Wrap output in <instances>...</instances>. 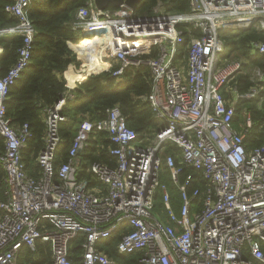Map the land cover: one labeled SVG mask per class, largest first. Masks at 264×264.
<instances>
[{
    "label": "built area",
    "instance_id": "built-area-1",
    "mask_svg": "<svg viewBox=\"0 0 264 264\" xmlns=\"http://www.w3.org/2000/svg\"><path fill=\"white\" fill-rule=\"evenodd\" d=\"M33 1L13 0L6 11L16 23L0 28V36L22 39L16 61L0 76V264H21L26 251L39 244L51 250L50 262L43 264H71L69 248L79 234L84 236L81 264H119L99 248L112 239L119 255L131 257L130 264H264V139L249 145L253 119L247 108L240 122L235 119L240 101L261 107L264 70L253 68L251 85L240 91L235 77L245 61L222 59L220 36L256 21L264 29V0H189L183 13H169L158 2L144 15L126 4L99 9L86 0L73 22L79 38L70 43L83 71H110L122 81L126 69L146 66L151 81L144 100L162 127L143 139L113 105L103 119L81 121L67 160L55 168L59 124L67 120L61 110L75 97V80L82 77L68 70L67 89L43 109L38 176L27 172L23 155L32 137L29 124L15 125L6 115L9 87L31 63ZM86 37L100 42L89 45L81 58L74 46ZM251 50L264 55V41L251 43ZM92 56L100 64L96 69L89 66ZM101 131L112 142L106 150L114 163L93 160L83 166L78 150L87 149ZM169 144L181 156L164 159L179 193L177 210L160 181L161 153ZM184 166L206 180L202 192L198 186L189 190L191 174L179 180ZM158 190L163 207L155 212Z\"/></svg>",
    "mask_w": 264,
    "mask_h": 264
},
{
    "label": "trees",
    "instance_id": "trees-1",
    "mask_svg": "<svg viewBox=\"0 0 264 264\" xmlns=\"http://www.w3.org/2000/svg\"><path fill=\"white\" fill-rule=\"evenodd\" d=\"M12 2L13 0H0V28L16 23V19L6 11V6ZM85 2L86 0H34L29 9V16L36 29L31 63L9 87L6 115L15 125L28 123L30 126L32 137L23 150V155L27 172L35 176L39 175V166L34 162L35 157L43 146L45 128L43 109L57 103L67 89L69 78L66 73L70 67L78 74L82 72V77L75 80V97L68 100L61 110V114L65 115L67 120L60 122L58 128L61 141L57 150L55 168L58 163L67 160L68 150L81 121L84 118L103 119L106 109L113 105L119 106L127 125L143 139L153 138L154 134L162 127L154 117L152 108L144 100V96L149 92L151 81L150 72L146 66L126 69L121 76L122 81H118L110 71L95 73L83 71V67L71 50L73 45L70 43L79 38L78 32L73 28V22L76 10ZM158 2L164 4L169 13H183L189 10V0H139L135 12L139 15L152 14ZM220 36L224 42L222 59L233 55L242 57L245 59L243 67H258L264 70V55L251 50V43L264 41V29H258L252 25L245 29L222 30ZM3 37L0 36V76H3L16 61L18 49L22 44V39L17 35L10 40ZM91 44L88 38H84L74 46L79 57L85 58L88 55L89 50L86 48ZM92 61L89 66L96 69V66L100 64L97 61ZM68 76L70 79L73 78L70 74ZM235 80L240 91H245L251 85L249 76L244 73L238 74ZM244 107L250 111L253 119V125L248 135L249 145L255 146L264 139V99L260 108L256 101H240L237 105L236 119L242 114ZM102 143L105 145L103 149L101 148ZM108 145H112V142L107 134L103 131L98 132L90 146L78 155V160L81 163L86 161L83 166H87L93 160L112 165L115 158L107 152ZM3 150L4 139L0 135V152ZM167 154H172L176 161L181 158L177 146L166 145L161 154V168L165 164L164 159ZM161 174L162 170H160V176ZM187 174L193 176L189 190L198 186L202 192L206 180L200 172L190 166H184L179 180L184 181ZM80 175H83L82 172ZM3 176L4 170L0 166V179ZM86 176L92 184H98L90 173H87ZM169 192L172 205L177 210L180 206V199L176 186ZM154 206L157 207V210L163 207L162 192L159 190L154 198ZM83 238V234H79L70 245L71 264H81L79 255L82 252ZM115 243L116 239H112L101 243L99 248L116 259L119 264H130L131 257L119 255L115 249ZM26 252V255L19 259L21 264L50 262L49 245L39 244L36 249H28ZM32 254H34V258L31 257Z\"/></svg>",
    "mask_w": 264,
    "mask_h": 264
},
{
    "label": "rangeland",
    "instance_id": "rangeland-1",
    "mask_svg": "<svg viewBox=\"0 0 264 264\" xmlns=\"http://www.w3.org/2000/svg\"><path fill=\"white\" fill-rule=\"evenodd\" d=\"M255 25V27L256 28H258V29H260L259 28V24H258V22L256 21V23L254 24ZM79 60V59H78ZM91 60H93V57L91 58ZM93 61H96L95 59L93 60ZM227 61H245V59L244 58H242V57H237V56H231V57H228L227 58ZM252 69L253 68H249V67H243V73L244 74H246V75H248V76H250L251 75V73H252ZM100 70V69H99ZM99 70H97V71H99ZM103 70H100V72H102ZM240 114H241V112H240ZM242 116V114L239 116V118L238 119H236V121H237V123L238 122H240V120H241V117ZM162 153H163V151H162ZM161 153V154H162ZM35 162V161H34ZM161 170H162V174H161V176H160V181L162 182V183H164L168 188H169V190H174L175 189V184H174V182H173V179H172V177H171V172H170V169L164 164L163 166H162V168H161ZM155 212H158L157 211V207H155ZM31 257L32 258H34V254H32L31 255ZM32 264V263H31Z\"/></svg>",
    "mask_w": 264,
    "mask_h": 264
},
{
    "label": "water",
    "instance_id": "water-1",
    "mask_svg": "<svg viewBox=\"0 0 264 264\" xmlns=\"http://www.w3.org/2000/svg\"><path fill=\"white\" fill-rule=\"evenodd\" d=\"M97 8L99 9H106L110 6L118 7L121 4H126L132 9H135L139 0H94ZM81 153V149L78 150V154Z\"/></svg>",
    "mask_w": 264,
    "mask_h": 264
},
{
    "label": "crops",
    "instance_id": "crops-1",
    "mask_svg": "<svg viewBox=\"0 0 264 264\" xmlns=\"http://www.w3.org/2000/svg\"><path fill=\"white\" fill-rule=\"evenodd\" d=\"M7 26V25H6ZM15 35L14 34H7V35H4V37L3 38H5V39H7V40H10V39H12L13 37H14ZM68 70H73V68L72 67H70ZM80 73H82V72H80ZM79 73V74H80ZM69 74H71V72H69Z\"/></svg>",
    "mask_w": 264,
    "mask_h": 264
},
{
    "label": "bare ground",
    "instance_id": "bare-ground-1",
    "mask_svg": "<svg viewBox=\"0 0 264 264\" xmlns=\"http://www.w3.org/2000/svg\"><path fill=\"white\" fill-rule=\"evenodd\" d=\"M86 38H88L92 44L96 43V42H98V43L100 42V39L98 37H93V38L92 37H86ZM70 75H72V74H70Z\"/></svg>",
    "mask_w": 264,
    "mask_h": 264
}]
</instances>
